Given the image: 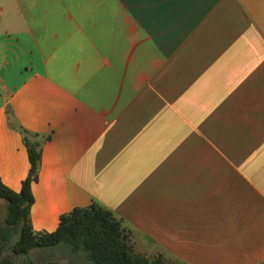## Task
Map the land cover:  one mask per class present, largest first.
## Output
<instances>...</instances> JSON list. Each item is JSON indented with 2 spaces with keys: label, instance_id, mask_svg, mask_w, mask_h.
I'll return each instance as SVG.
<instances>
[{
  "label": "crops",
  "instance_id": "obj_1",
  "mask_svg": "<svg viewBox=\"0 0 264 264\" xmlns=\"http://www.w3.org/2000/svg\"><path fill=\"white\" fill-rule=\"evenodd\" d=\"M15 125L41 140L34 231L96 202L140 250L264 264V0H0V179L19 192Z\"/></svg>",
  "mask_w": 264,
  "mask_h": 264
},
{
  "label": "trees",
  "instance_id": "obj_2",
  "mask_svg": "<svg viewBox=\"0 0 264 264\" xmlns=\"http://www.w3.org/2000/svg\"><path fill=\"white\" fill-rule=\"evenodd\" d=\"M13 127L22 134L30 168L19 192L0 179V200L6 203L4 225L0 226V264H32L30 251L59 245L83 251L93 264H165L162 256L150 259L134 252L121 220L96 202L63 214L53 232L34 231L30 210L34 203L32 184L37 182L40 169L41 140L19 125Z\"/></svg>",
  "mask_w": 264,
  "mask_h": 264
},
{
  "label": "rangeland",
  "instance_id": "obj_3",
  "mask_svg": "<svg viewBox=\"0 0 264 264\" xmlns=\"http://www.w3.org/2000/svg\"><path fill=\"white\" fill-rule=\"evenodd\" d=\"M6 212V203L3 200H0V216L3 219ZM12 235V234H11ZM12 239V236H10ZM134 252L141 253L148 258L152 259L157 256H162L165 264H183L182 262L173 259L169 254L159 249L140 250L138 247H135V244L132 242L131 236L129 240ZM29 260L32 264H93L88 261L85 253L81 250H74L70 246L59 245L56 247L43 248V249H34L29 254Z\"/></svg>",
  "mask_w": 264,
  "mask_h": 264
},
{
  "label": "flooded vegetation",
  "instance_id": "obj_4",
  "mask_svg": "<svg viewBox=\"0 0 264 264\" xmlns=\"http://www.w3.org/2000/svg\"><path fill=\"white\" fill-rule=\"evenodd\" d=\"M2 225H3V223H2L1 218H0V226H2Z\"/></svg>",
  "mask_w": 264,
  "mask_h": 264
}]
</instances>
